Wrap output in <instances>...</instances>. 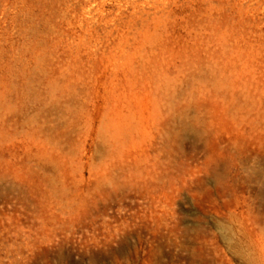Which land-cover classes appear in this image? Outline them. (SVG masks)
<instances>
[{
	"label": "rangeland",
	"instance_id": "rangeland-1",
	"mask_svg": "<svg viewBox=\"0 0 264 264\" xmlns=\"http://www.w3.org/2000/svg\"><path fill=\"white\" fill-rule=\"evenodd\" d=\"M0 264H264V0H0Z\"/></svg>",
	"mask_w": 264,
	"mask_h": 264
}]
</instances>
